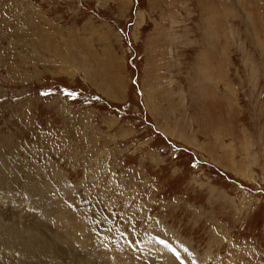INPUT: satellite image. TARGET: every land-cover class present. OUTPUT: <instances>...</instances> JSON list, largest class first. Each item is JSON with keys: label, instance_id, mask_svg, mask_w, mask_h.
Returning a JSON list of instances; mask_svg holds the SVG:
<instances>
[{"label": "rangeland", "instance_id": "1", "mask_svg": "<svg viewBox=\"0 0 264 264\" xmlns=\"http://www.w3.org/2000/svg\"><path fill=\"white\" fill-rule=\"evenodd\" d=\"M172 254L264 264V0H0V264Z\"/></svg>", "mask_w": 264, "mask_h": 264}, {"label": "bare ground", "instance_id": "2", "mask_svg": "<svg viewBox=\"0 0 264 264\" xmlns=\"http://www.w3.org/2000/svg\"><path fill=\"white\" fill-rule=\"evenodd\" d=\"M62 183V182H61ZM28 188V187H27ZM31 189V188H30ZM26 190H28V189H26ZM32 190V189H31ZM36 190V189H35ZM38 191V190H37ZM41 191V190H40ZM29 192V191H28ZM30 192H32V191H30ZM32 193H34V192H32ZM41 194H42V192H41ZM30 195V194H29ZM32 196H34V195H32ZM40 196V195H39ZM35 197V196H34ZM36 198V197H35ZM43 198V197H42ZM33 200V199H32ZM34 201H35V199H34ZM36 202V201H35ZM33 203V202H32ZM23 204V203H22ZM36 204V203H35ZM31 207V206H30ZM63 207V206H62ZM65 210V209H64ZM65 212V211H64ZM69 212V211H68ZM40 213V212H39ZM61 213H59V215H60ZM65 214V213H64ZM58 215V214H57ZM60 217H61V215H60ZM50 218V217H49ZM44 219V218H43ZM60 219V218H59ZM56 220V219H55ZM57 221V220H56ZM59 221V220H58ZM59 223V225H58V227L60 228V222H58ZM68 224V223H67ZM64 226V225H63ZM69 226V225H68ZM67 226V227H68ZM72 226V225H71ZM65 227V226H64ZM66 227V228H67ZM81 227V226H80ZM71 228H73V227H71ZM61 229H62V227H61ZM64 230V229H63ZM71 230V229H70ZM69 230V231H70ZM65 232L64 233H66V232H68L67 230H64ZM6 232V231H5ZM9 232H10V230H9ZM12 233V232H11ZM5 235V234H4ZM61 235V234H60ZM66 235V234H65ZM19 236V235H18ZM71 236H72V234H71ZM77 236V235H76ZM8 237V236H7ZM57 237V236H56ZM6 238V237H5ZM62 238V237H61ZM66 238V237H65ZM9 239V238H8ZM57 239H58V237H57ZM4 240V239H3ZM7 240V239H6ZM22 240V239H21ZM25 240V239H24ZM23 240V241H24ZM31 240H33L34 241V239L31 237ZM10 241V240H9ZM7 241L8 243H9V246H13V242L12 241ZM149 242L151 243V240H149ZM5 243H6V241H5ZM21 244V243H20ZM19 244V245H20ZM151 244H153V243H151ZM8 245V244H7ZM28 245H30V244H28ZM73 245H75V244H73ZM85 245V244H84ZM22 246H23V244H22ZM17 248H18V246H17ZM21 248V247H20ZM48 248H49V246H48ZM51 248V247H50ZM11 249V248H10ZM19 249V248H18ZM83 249V248H82ZM15 250H16V247H15ZM148 250V249H147ZM150 250H152V249H150ZM150 250L149 251H147V252H150ZM20 251V250H19ZM53 251H55V250H53ZM14 252V251H13ZM152 252V251H151ZM164 252V251H163ZM19 253V252H18ZM20 254V253H19ZM18 254V255H19ZM24 254V253H23ZM108 254V253H107ZM110 254V253H109ZM15 255H17V254H15ZM149 256H151V257H153V258H155V255L154 254H148ZM173 255V254H172ZM122 256V255H121ZM151 257H149V260L150 259H152ZM168 260H166V264H180V262H179V259L177 260V257H174V255L172 256V258L170 257H168L167 258ZM153 260V259H152ZM13 262V261H12ZM10 264V263H9Z\"/></svg>", "mask_w": 264, "mask_h": 264}, {"label": "crops", "instance_id": "3", "mask_svg": "<svg viewBox=\"0 0 264 264\" xmlns=\"http://www.w3.org/2000/svg\"><path fill=\"white\" fill-rule=\"evenodd\" d=\"M170 135V134H169Z\"/></svg>", "mask_w": 264, "mask_h": 264}]
</instances>
